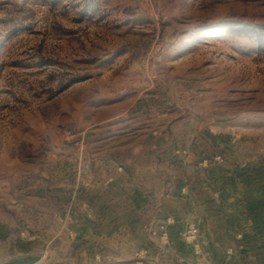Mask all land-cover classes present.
I'll return each instance as SVG.
<instances>
[{
	"label": "rangeland",
	"instance_id": "1",
	"mask_svg": "<svg viewBox=\"0 0 264 264\" xmlns=\"http://www.w3.org/2000/svg\"><path fill=\"white\" fill-rule=\"evenodd\" d=\"M99 254L264 264V0H0V263Z\"/></svg>",
	"mask_w": 264,
	"mask_h": 264
},
{
	"label": "crops",
	"instance_id": "2",
	"mask_svg": "<svg viewBox=\"0 0 264 264\" xmlns=\"http://www.w3.org/2000/svg\"><path fill=\"white\" fill-rule=\"evenodd\" d=\"M182 228H183V223H177V224H175L172 228H171V230H173V232H175L176 234L178 233L179 234V232L182 230ZM95 243L96 244H100V243H97V241H95ZM102 243V242H101ZM91 244V241H89L88 239H86L84 242H82V243H80L79 244V249L80 250H84V255L85 256H87V253L85 252L86 250H89V249H91V247L89 246ZM181 244V245H180ZM178 243L177 245H176V247H177V249H182V248H184V249H186V250H188L189 249V247L186 245V244H183V243ZM182 246V247H181ZM100 248H101V246H99ZM94 249L96 250V251H98V249H97V247H96V245H94ZM120 254H117V256L118 257H116V258H112V260H110V261H107L104 257H103V255H101V254H99L98 255V257H99V259H97V260H94V263H90V264H139L135 259H133L132 257H123L122 255H121V257L119 256ZM168 256H169V254H167ZM166 255V256H167ZM168 258V260H163V262H165V264H172V261H170L171 260V258H169V257H167ZM187 260H186V262H189V264H196L195 263V261L193 260V259H191V258H186ZM86 261V260H85ZM84 261V262H85ZM0 264H4V263H0ZM161 264H163V263H161Z\"/></svg>",
	"mask_w": 264,
	"mask_h": 264
}]
</instances>
